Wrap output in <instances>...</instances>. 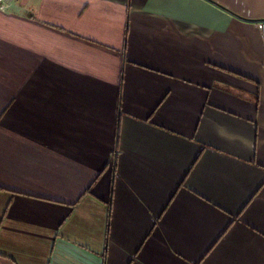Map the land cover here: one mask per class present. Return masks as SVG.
I'll list each match as a JSON object with an SVG mask.
<instances>
[{"label": "crops", "instance_id": "obj_1", "mask_svg": "<svg viewBox=\"0 0 264 264\" xmlns=\"http://www.w3.org/2000/svg\"><path fill=\"white\" fill-rule=\"evenodd\" d=\"M0 264H264V0L0 8Z\"/></svg>", "mask_w": 264, "mask_h": 264}, {"label": "built area", "instance_id": "obj_2", "mask_svg": "<svg viewBox=\"0 0 264 264\" xmlns=\"http://www.w3.org/2000/svg\"><path fill=\"white\" fill-rule=\"evenodd\" d=\"M12 0H0V8L2 9H5L9 6L10 2Z\"/></svg>", "mask_w": 264, "mask_h": 264}]
</instances>
